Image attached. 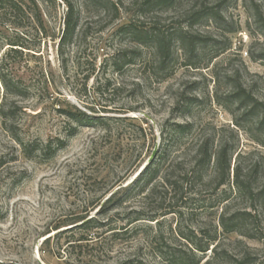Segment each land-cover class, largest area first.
Listing matches in <instances>:
<instances>
[{
	"label": "rangeland",
	"instance_id": "1",
	"mask_svg": "<svg viewBox=\"0 0 264 264\" xmlns=\"http://www.w3.org/2000/svg\"><path fill=\"white\" fill-rule=\"evenodd\" d=\"M19 1L24 10L19 18L0 12V63L6 42L19 40L28 47L4 60L5 76L19 80L26 96L8 97L4 108L15 102V112L7 120L0 116V264H169L171 252L187 251L181 234L191 237V229L213 232L223 207L220 190L228 186L211 193L214 183L208 185L207 200L189 206L182 219L171 212L176 205L134 192L122 207L97 215L101 202L90 216L116 229H90L83 236L91 239L74 243L82 247L66 244L79 236L76 229L53 228L90 209L119 178L126 176L121 186L129 184L142 166L130 172L141 160L146 162L152 149L150 136L145 138L139 126L147 130L144 121L151 126L158 147L161 125L170 116L186 119L181 117L183 102L190 96L198 100L186 111L188 119L216 144L234 146L233 166L239 163L244 174L256 164L264 166V147L251 137L253 118L230 95L242 85L264 100V0H175L150 8L147 0ZM69 6L80 10L79 25L60 57L58 36ZM198 10L206 15L197 21L180 17ZM129 22L143 28L156 22L170 32L192 23L190 31L204 40L193 54L177 51L163 71L156 68L152 49H141L134 63L125 64V57L137 49L132 36L120 30ZM79 112L92 119L76 121L67 115ZM98 117L115 120L102 126ZM13 134L44 143L64 139L66 146L51 158L29 159ZM244 206L245 201L236 200L227 210ZM257 210L264 234V208ZM138 211L141 218L157 214L158 222L134 221ZM217 240L234 258L248 250L255 264H264V237L222 233Z\"/></svg>",
	"mask_w": 264,
	"mask_h": 264
},
{
	"label": "trees",
	"instance_id": "2",
	"mask_svg": "<svg viewBox=\"0 0 264 264\" xmlns=\"http://www.w3.org/2000/svg\"><path fill=\"white\" fill-rule=\"evenodd\" d=\"M97 3H102L103 0H94ZM106 1V0H105ZM175 0H147L145 5L147 7L167 6ZM8 11L14 18H19V14L23 13V7L19 0H0V12L5 14ZM80 10L69 6L64 17V26L61 34L58 36V54L63 56V50L72 39L77 31L79 25ZM206 13L203 10L197 12H184L180 15L184 19H193L197 21ZM219 16V15H218ZM12 19V18H11ZM13 25L19 27L20 24L14 20H10ZM190 23L186 27L178 29L164 30L156 25V22L147 28L139 27L135 22L124 23L120 26L125 34L132 36V42L137 45V49L131 50V55L126 56L125 64L134 63L135 57L140 55L141 49H152L156 57V68L158 70H165L172 63L174 55L177 51H182L186 54H193L199 43H202L204 36L199 33L190 31ZM8 45L6 51L3 53V59L0 63V80L3 85V94H0V116L3 119H9V115L15 112V102L12 107L5 109V100L8 97H24L26 96V88L21 85L20 81H13L8 79L4 74V60L12 55H22L23 49H28L19 40H10L5 43ZM3 46H0L2 49ZM139 47V48H138ZM237 97L236 101L240 103L243 108L244 115L252 116L253 129L255 134L252 139L259 145L264 147V100L257 98L246 88L240 85L237 90H233L230 94ZM198 100L196 96L185 98L183 107L184 113L181 117H186L182 121L174 120L172 116L167 118L161 125L157 134L159 137V146L155 157L143 169L139 171L137 176L127 185L121 186L126 176L117 180L115 185L111 186L100 195L97 200L92 203L90 209H85L84 212L76 219L65 220L61 225L55 226L53 230L60 227H65L63 231L70 232L78 231V237L68 239L66 244L70 247H82L81 245L74 246L75 242L87 241L85 233L95 227L109 225V222L99 224L96 216H90V212L100 205L97 215L107 212L108 209H117L122 207L134 192V195H143L148 200L168 205H176V209L171 211L179 219L185 216V211L189 206L195 203H204L207 200V186L214 183L213 190L217 192L223 186H228V189L220 190L219 201L223 204L221 212L217 218L216 225L213 226V232L208 233L207 230L191 229V238L189 235L181 234L180 237L184 239L188 246L187 251H173L167 258L169 264H255V256L246 250L240 258H234L228 250L220 249V244L217 242L220 234H236L249 239L261 240L264 237L263 230L258 221L257 207L264 208V166L255 165L250 168L246 174L242 172L240 164L232 165V158L234 155V146L229 143L219 142L215 143L211 134L205 133L204 129H199L198 125L193 120L188 119L189 107ZM68 117L76 121H84L90 116L83 112L78 114H67ZM92 119V118H91ZM96 123L102 126L108 125L109 120L114 118H95ZM117 120V119H116ZM123 120V119H120ZM148 129L139 126L140 132L146 138L150 136V143L152 149L155 142V131L147 122ZM203 130V131H202ZM251 133V130L248 131ZM13 138L21 147L22 153L29 159L41 155L51 158L55 153L66 146V140L56 139L48 142L40 141L39 139L24 141L16 134ZM148 155V157H149ZM238 156V154H237ZM147 157V158H148ZM144 160L130 172L132 174L141 166ZM260 169V172H259ZM129 174V175H130ZM209 193V192H208ZM242 200L245 201V206L233 211H228L227 208L230 202ZM187 214V213H186ZM141 212H136L134 221L140 219H148L150 221L158 222L157 214L147 216L148 218H141ZM119 233V232H112ZM119 235V234H116ZM159 232L154 234L158 238ZM50 236L45 239L48 242ZM210 253L207 256V253ZM221 257L222 262L217 263L215 260Z\"/></svg>",
	"mask_w": 264,
	"mask_h": 264
},
{
	"label": "water",
	"instance_id": "3",
	"mask_svg": "<svg viewBox=\"0 0 264 264\" xmlns=\"http://www.w3.org/2000/svg\"><path fill=\"white\" fill-rule=\"evenodd\" d=\"M157 148H158L157 145H155L151 154L149 155L148 159L146 160V162L144 163V165L142 166L141 169H143L145 167V165H147L155 157V154L157 152Z\"/></svg>",
	"mask_w": 264,
	"mask_h": 264
}]
</instances>
